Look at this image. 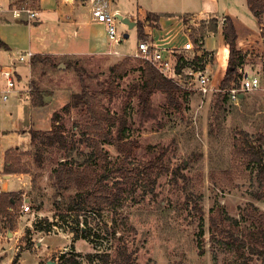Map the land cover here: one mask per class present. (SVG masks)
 <instances>
[{"label":"rangeland","instance_id":"374dc122","mask_svg":"<svg viewBox=\"0 0 264 264\" xmlns=\"http://www.w3.org/2000/svg\"><path fill=\"white\" fill-rule=\"evenodd\" d=\"M8 4L9 0H0L12 17ZM232 7L241 20L249 22L255 45L242 68L249 77L257 74L261 79L260 88L246 92L244 101L223 102L224 95L218 90L221 73L213 79L217 89L208 96L177 85L178 107L171 106L161 91L150 97L149 104L138 95L131 96L133 86L142 80L141 68L149 61L134 55L138 37L121 21L120 34H131L120 40L123 44L118 48L125 54L121 57L92 55L54 60L55 64L29 60L14 64L0 48V62H7L19 75L20 89L7 102L0 101L2 186L8 184L3 191L23 192V204L31 207L24 212L21 206L9 218L0 214V229L13 230L21 215L23 224L32 222L18 249L0 243V258L19 255L25 264H48L50 260L59 264L79 253L81 264H106L95 255L108 252V264H116L133 251L135 264H263L258 254L240 257L220 236H212L211 219L218 216L229 229L239 225L241 236L255 231L254 243L264 247V200L257 198L261 189L258 169L235 153L236 143L247 141L264 155L262 25L260 30L247 0H233ZM111 81L115 86L112 95L107 93ZM83 83L111 112L126 120V140L137 144L130 157L87 128L89 117L82 106L67 108ZM36 97L44 104L35 105ZM118 126L112 128L113 138L120 134ZM57 127L67 137L66 146H44L36 154L30 131L48 132ZM8 154L20 172L5 177ZM67 158L84 167L93 166L109 185L120 180L126 188L121 202L107 206L102 215L73 212L67 220L61 218L75 191L58 190L51 173ZM10 219L16 220L14 225ZM36 223L45 228L52 225L37 230ZM81 226L91 231L89 238H84Z\"/></svg>","mask_w":264,"mask_h":264},{"label":"trees","instance_id":"16d2710c","mask_svg":"<svg viewBox=\"0 0 264 264\" xmlns=\"http://www.w3.org/2000/svg\"><path fill=\"white\" fill-rule=\"evenodd\" d=\"M14 5L28 8H32V6L36 7L35 0L31 4H29V0H19L12 4L11 7ZM248 5L252 13L258 18L259 23L262 25L261 34L264 38V20L262 21V18L264 17V0H248ZM149 19H151L150 16ZM217 22L216 18L211 19L208 24V30L216 31ZM206 31V26H203L198 30V32L195 31V34L192 36V40L201 47L204 46ZM223 34L226 42L228 43L230 52L228 67L220 83V92L224 95L223 102L229 103L230 96L228 92H224V90L230 88L232 84L240 86V80L244 77V72H240V69L246 63L247 54L237 47V30L230 17H227L226 19ZM139 38H146L142 23H139ZM0 47L8 48V45L1 38ZM205 53L208 54L207 52ZM42 56L43 55H35L31 59L32 64L45 61L55 64L52 57L48 56L43 58ZM141 70L142 80L133 86L131 96L134 94L138 95L145 104H149L150 97L155 92L161 91L166 94L167 100L171 106H180L178 102L180 88L177 84L161 73V71L158 70L152 63L146 62V66L142 67ZM82 86V91L73 95V101L67 105V108L70 109L71 107L82 106L89 117L87 128H89L91 132L98 134L103 142L116 144L121 152H125L126 156L130 157L133 150L137 147V144L134 140H126V120L122 116L111 112L103 104L99 96L89 90L86 84L83 83ZM114 89V82L111 81L107 89V93L110 95L114 94ZM35 100L37 102L35 105L44 104V101L40 97H36ZM240 100L244 101L245 95L242 96ZM116 125H119L120 134L116 138H113L111 136V132L112 128ZM30 134L32 143L37 146L35 151L36 154H40V150L44 146L59 145L61 147H65L67 144V137L60 127L52 129L48 132H41L36 129H32ZM262 138L263 137H261V139ZM235 153L239 157L244 158L246 164H254L258 169L257 178L261 189L260 192H258L257 198L264 200V155L255 150V148L247 141L244 144L236 143ZM9 156L10 154H8L5 158L4 175L20 172L19 169L11 163ZM68 156H70V153L66 154L65 157ZM88 157L89 155L86 154L85 158L88 159ZM75 160L77 162L79 161L78 159ZM119 170L120 169H117L116 171L119 172ZM121 174L125 175L123 172H121ZM51 178L55 181L54 184L58 190L69 191L73 189L75 191L74 194L70 196V199L66 204V212L61 215V218L65 220H67L73 212L78 214L92 212L95 215H102V211H104L107 206H115L121 202L123 192L126 190L124 184L120 182V180L114 182L113 185H109L105 182V175L99 174L93 166L84 167L81 163H74L68 158L61 160L52 170ZM123 182L126 183L127 181ZM23 201V192L0 191V214H3L5 218H9L12 212H15L22 206ZM37 209H40V207H37ZM9 221L13 223L11 225H14V220L10 219ZM51 225L52 223H49L45 228L36 223L35 228L37 230H44L50 228ZM211 227L212 236L214 238H216V236H220L228 248L237 253L238 256L243 257L258 254L260 258L263 259L264 264V247H260L254 243L252 238L256 234L255 231L252 232L250 230L251 232L249 234L241 236V229L239 225L229 229L225 220L218 216H212ZM79 228V230L82 231L84 238L90 237L91 231L85 230L83 226ZM29 230L30 229H28L27 232H29ZM133 254L134 253L132 251L128 253L126 257L123 256V259L120 257L121 260L119 262L117 261L116 264H135ZM79 255V253L72 254L67 260L62 261L59 264H81L78 258ZM95 256L103 260L106 264H108L111 260V255L108 252H98ZM19 258L20 256L16 255L12 260V264H18ZM64 258L65 255H62L61 260H64ZM87 258L89 261H93L92 254L89 253Z\"/></svg>","mask_w":264,"mask_h":264},{"label":"crops","instance_id":"0c3cea01","mask_svg":"<svg viewBox=\"0 0 264 264\" xmlns=\"http://www.w3.org/2000/svg\"><path fill=\"white\" fill-rule=\"evenodd\" d=\"M17 1L19 0H9L7 12H10L12 17L8 16L0 5V38L8 45V48H0L9 56V63L15 62L19 54L28 50H32L35 55L50 56L60 61L92 55L116 57L125 55L118 48L119 44L121 47L123 43L109 41L105 25L93 20L91 0H35L36 7L32 6L30 9L37 11L38 16L33 20H29L26 14L20 19L13 16L11 9L17 5L13 7L11 5ZM33 2L34 0H29V4ZM106 2L109 8L136 22L130 29L135 30L138 41L139 23H142L146 38L151 39L159 47L181 46L187 39H192L195 31L198 32L201 27L206 26L202 48L207 53H215L208 70L212 79L221 73L218 84L221 83L228 67L230 50L223 34L227 17L235 24L238 49L248 54L255 46L252 44L249 22L246 19L241 20L238 12L233 10V0H106ZM214 18L218 21L217 29L208 30V24ZM255 19L259 22L257 17ZM259 27L261 30L260 23ZM127 34L130 37L131 34ZM261 40L263 41V37ZM249 56L250 53L247 59ZM6 65L9 64L0 62V66ZM18 129L14 128L15 131ZM7 186V183L3 185L8 189ZM23 218L21 215L17 222L15 220L17 225L12 228L13 230L8 228L7 232L4 228L0 229V243L8 244L10 249H18L25 230L32 227V222L23 224ZM13 257L12 255L0 258V264H12ZM19 263L25 264L22 256ZM35 264L40 263L37 261Z\"/></svg>","mask_w":264,"mask_h":264},{"label":"built area","instance_id":"2783aa9c","mask_svg":"<svg viewBox=\"0 0 264 264\" xmlns=\"http://www.w3.org/2000/svg\"><path fill=\"white\" fill-rule=\"evenodd\" d=\"M91 14L94 21L102 23L106 27L109 41L119 42L123 35L119 32L120 20L117 17V10L108 7L106 0H91ZM13 16L20 19L24 14L29 20L36 19L38 12L28 7L15 6L11 9ZM152 63L167 78L184 89L196 90L202 96L211 95L216 89L213 79L208 70L210 62L215 57V53H205L203 48L197 45L192 39H187L181 46L159 47L149 38H141L134 54ZM35 56L32 50L19 54L14 64L19 62L31 61ZM244 72L241 84H233L224 90L228 92L230 101L237 102L241 95L246 92L257 90L261 86V79L258 75L249 77L248 72ZM19 75L13 70L11 65L0 66V101L7 102L14 93H19ZM30 90V89H29ZM221 91V89H218ZM4 176L0 174V191H3ZM22 210L29 212L31 207L22 204Z\"/></svg>","mask_w":264,"mask_h":264},{"label":"water","instance_id":"95a60500","mask_svg":"<svg viewBox=\"0 0 264 264\" xmlns=\"http://www.w3.org/2000/svg\"><path fill=\"white\" fill-rule=\"evenodd\" d=\"M117 17L122 23L128 25L129 28H132V27H134L136 25L135 21H132L129 17H124L121 13H117ZM128 36L129 35L127 33L124 35L125 38H127ZM242 96H244V95H241V97ZM48 264H57V262L50 260L48 262Z\"/></svg>","mask_w":264,"mask_h":264}]
</instances>
